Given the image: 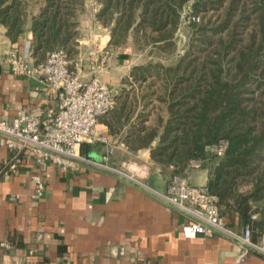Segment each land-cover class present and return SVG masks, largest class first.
Returning <instances> with one entry per match:
<instances>
[{"label": "trees", "instance_id": "trees-1", "mask_svg": "<svg viewBox=\"0 0 264 264\" xmlns=\"http://www.w3.org/2000/svg\"><path fill=\"white\" fill-rule=\"evenodd\" d=\"M96 20L109 29L107 48L117 57L153 46L171 53L180 10L188 0H95ZM85 0H42L29 17V0H0V24L17 41L30 20L35 62L56 48L78 51L75 15ZM217 10L214 19L191 22L190 48L174 62L132 66L122 83H137L114 96L115 106L99 118L132 152L149 148L150 159L170 181L184 175L188 161L211 158L209 147L227 141L213 162L208 201L218 209L256 213L251 229L264 232V0H192L191 13ZM222 14V15H221ZM253 28L243 35L249 20ZM156 33H163L162 36ZM91 144H82L89 157ZM211 162V161H210ZM247 208L244 215L242 210Z\"/></svg>", "mask_w": 264, "mask_h": 264}, {"label": "crops", "instance_id": "crops-1", "mask_svg": "<svg viewBox=\"0 0 264 264\" xmlns=\"http://www.w3.org/2000/svg\"><path fill=\"white\" fill-rule=\"evenodd\" d=\"M99 7L95 0H86L84 12L76 14L79 53L73 72L83 79L96 75L94 59L106 57L102 50L110 34L95 18ZM38 10L39 5L30 7L29 17ZM31 40L30 20L15 42L0 24V119L11 120L20 109L40 113L58 103L40 77L15 75L7 62L9 52H22ZM116 58L117 63L125 60ZM97 129L109 143L91 144L90 158L132 169L141 181L165 192L168 176L151 161L149 148L132 152L100 121ZM8 155L0 134V264H235L244 251L226 235L186 236L181 227L191 221L188 214L106 168L81 164L73 170L50 161L38 168L32 149L26 148L17 171L5 175L2 166ZM212 164L206 160L182 176L194 187L206 186ZM37 173L45 187L39 198L33 197L32 176ZM219 212L236 231L250 221V216L241 217L235 210ZM259 239L254 228L252 240ZM243 264H264V255L248 250Z\"/></svg>", "mask_w": 264, "mask_h": 264}, {"label": "built area", "instance_id": "built-area-1", "mask_svg": "<svg viewBox=\"0 0 264 264\" xmlns=\"http://www.w3.org/2000/svg\"><path fill=\"white\" fill-rule=\"evenodd\" d=\"M7 62L15 75L35 74L40 77L55 94L58 103L40 113L20 109L11 120L0 119V134L9 152L3 160L2 170L5 175L17 171L20 156L26 148L32 149L38 168H42L48 161L73 170L83 163L103 167L188 214L191 221L181 227L186 236L211 237L222 234L237 240L244 251L237 257L235 264H243L247 248L264 255V232L259 241L252 240L250 222L256 218V213L250 215V221L239 231L233 230L226 224L217 205L208 201L206 186L194 187L186 178L175 174L168 181L165 192H157L141 181L134 170L124 171L107 166L81 153L82 144L109 143L108 138L97 129V124L101 116L113 109L115 97L109 86L96 75L83 79L75 74L64 48H56L44 60L35 62L30 52V43H27L22 52H9ZM100 66H93L92 69L95 71ZM226 148L227 141L220 138L209 147V154L220 158ZM110 153L111 150H107L106 154ZM205 161L200 157L191 158L187 168H200ZM127 167L130 168L129 165ZM32 180L35 185L33 197L39 198L45 188L41 175L34 174Z\"/></svg>", "mask_w": 264, "mask_h": 264}, {"label": "rangeland", "instance_id": "rangeland-1", "mask_svg": "<svg viewBox=\"0 0 264 264\" xmlns=\"http://www.w3.org/2000/svg\"><path fill=\"white\" fill-rule=\"evenodd\" d=\"M221 1L223 6L229 3V0ZM41 2L42 0H29L30 7H37ZM191 5L192 0H188L180 10V23L176 32L174 33V48L171 53H168L167 50H159L153 46H147L144 49L134 51L130 47H127V49L124 50L130 54V57L126 58L122 63H117V51L106 48L102 50L104 56L106 57H104L102 60L99 57L98 59L93 60L94 66L101 65L100 68L95 69L96 76L109 86L114 96L118 95L121 92V89L130 90L132 87L136 88V82L131 83L130 81L124 82V84L122 83L123 78L129 73L132 66L145 64L149 61H159L164 64L174 62L176 58L183 55L190 48L191 39L193 37V28L191 27V22L194 21L196 23H200L202 20L208 19L209 17H211V19H214L218 15L216 9L208 11L206 13L200 12L194 15L193 13H191ZM81 12H84V9ZM197 17L198 20L196 19ZM253 24V20L250 19L247 22L246 26L242 29L243 35L245 37H248V35L246 36V33H249L252 30ZM156 34L162 36L163 33ZM78 53V51L75 52L74 58L69 55V59L71 61L70 67L72 70L74 62L78 57ZM105 71L107 73H103ZM101 76H103L104 78ZM209 161L216 162L217 158L211 157L209 158ZM133 168L138 171L136 167Z\"/></svg>", "mask_w": 264, "mask_h": 264}, {"label": "water", "instance_id": "water-1", "mask_svg": "<svg viewBox=\"0 0 264 264\" xmlns=\"http://www.w3.org/2000/svg\"><path fill=\"white\" fill-rule=\"evenodd\" d=\"M83 164H85V163H83ZM98 169H101V168H98ZM105 170V169H104ZM106 171V170H105ZM107 172H109V173H111V174H114L115 176H117V177H119V175H117L116 173H114V172H111V171H109V170H107ZM121 178V177H120ZM123 180H124V178H122ZM125 181H127V182H129L128 180H126L125 179ZM141 190H142V188H141ZM144 190V189H143ZM145 191V190H144ZM162 200V199H161ZM247 248V247H246ZM248 250H250V251H253V252H257V251H255V250H253V249H250V248H247Z\"/></svg>", "mask_w": 264, "mask_h": 264}]
</instances>
